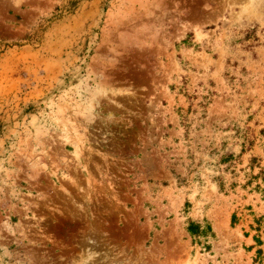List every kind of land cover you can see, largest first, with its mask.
I'll return each mask as SVG.
<instances>
[{"label": "rangeland", "instance_id": "obj_1", "mask_svg": "<svg viewBox=\"0 0 264 264\" xmlns=\"http://www.w3.org/2000/svg\"><path fill=\"white\" fill-rule=\"evenodd\" d=\"M0 264H264V0H0Z\"/></svg>", "mask_w": 264, "mask_h": 264}, {"label": "trees", "instance_id": "obj_2", "mask_svg": "<svg viewBox=\"0 0 264 264\" xmlns=\"http://www.w3.org/2000/svg\"><path fill=\"white\" fill-rule=\"evenodd\" d=\"M189 231L193 235L199 233L198 227H196V225H191L190 228H189Z\"/></svg>", "mask_w": 264, "mask_h": 264}]
</instances>
